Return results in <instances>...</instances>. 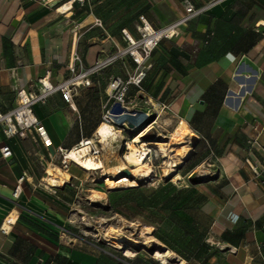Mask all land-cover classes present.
Segmentation results:
<instances>
[{"label":"crops","instance_id":"1","mask_svg":"<svg viewBox=\"0 0 264 264\" xmlns=\"http://www.w3.org/2000/svg\"><path fill=\"white\" fill-rule=\"evenodd\" d=\"M188 1L199 7L211 0ZM183 12V0H0V111L18 105V90H38L39 79L62 81L77 64L75 56L83 66L92 64L110 42L122 43L123 29L136 38L140 17L160 28ZM157 52L165 59L157 97L165 94L164 102L197 137L218 150L222 172L203 211L221 229L229 226L230 212L244 215L220 206L218 196L240 198L251 223L245 243L258 244L253 225L264 222V0H221L179 36L162 39ZM75 98L69 107L56 93L34 107L51 141L48 149L33 130L6 137L0 127V147L12 151L7 160L0 155V264L106 263L103 250L80 237L71 222L76 170L67 171L70 182L63 186L44 183L36 171L47 150H69L88 139L82 133L91 121Z\"/></svg>","mask_w":264,"mask_h":264},{"label":"rangeland","instance_id":"2","mask_svg":"<svg viewBox=\"0 0 264 264\" xmlns=\"http://www.w3.org/2000/svg\"><path fill=\"white\" fill-rule=\"evenodd\" d=\"M135 39H140L137 28ZM119 45L126 47L123 41L110 42L104 56L122 50ZM157 47L143 63L146 76L141 89L130 87L123 105L126 109L115 102L116 95L108 90V84L113 76L124 75L128 79L135 73L136 66L130 64L127 56L92 75L91 86L85 92L78 90L75 99L84 105L85 118L91 121L82 134L94 141L90 145L92 153L101 159L105 169L85 171L72 162L70 170L77 171L72 170L77 176L73 179L77 196L70 220L80 237L93 240L103 250L105 264H163L155 254L167 251L170 254L164 264H264V222L252 224L258 244H246L240 230L241 227L248 230L251 223L240 198L231 193L218 196L220 206L224 204L230 210L236 207L244 215L230 212L229 226L222 224L221 229L213 225L211 214L203 211L208 190L213 189L210 185H218L216 178L222 170L218 150L197 137L189 123V132L179 142L172 137L182 118L171 103L164 102L165 96L157 97L162 89L158 76L165 62ZM178 93L179 89H174V95ZM164 103L168 109L163 107ZM124 114L135 117L125 118ZM106 116L107 123L117 132L115 143H99L93 138L99 124L106 122ZM142 132L140 141L151 151L144 162L152 168L151 173L134 174L131 168L117 172L128 142ZM163 146L167 157L160 152ZM40 161L36 171L44 179L49 169L63 170L58 153L52 163L46 154ZM121 176L133 187L129 183L115 185L106 181L117 182ZM44 183L48 181L45 179ZM244 222L246 228L240 227ZM147 229L151 234H145ZM218 232L219 236L215 235ZM112 235L120 236L123 241H111Z\"/></svg>","mask_w":264,"mask_h":264},{"label":"built area","instance_id":"3","mask_svg":"<svg viewBox=\"0 0 264 264\" xmlns=\"http://www.w3.org/2000/svg\"><path fill=\"white\" fill-rule=\"evenodd\" d=\"M221 0H211L207 4H204L199 7H195L188 0H183L184 12L181 13L175 21L165 25L160 28L152 27L148 22L144 20L143 17H140V25L137 26V32L140 35V39H135L131 36L125 29L121 31L122 41L125 43L126 47L122 50H117L114 53H109L107 56L105 51L102 52V56L97 57V59L88 66H83L81 59L77 56L74 58V62L77 64L69 66V74L66 78L60 81L57 84H50L47 77L39 79L40 88L36 91L26 92L23 89L18 90V105L6 112L2 113L0 111V127H2L3 132L6 137H11L14 135H24L25 131L33 130L38 133L42 144L48 149L51 141L46 135L44 129L40 126V121L34 113V107L38 104H44L53 94L59 93L62 100L69 106L73 107L74 98L77 95L78 89L81 87H90L91 86V77L97 72L103 70L105 67L111 65L120 58L125 56L129 57L132 63L136 66L135 73L126 79V76H113L109 81L108 90L113 92L115 96V102L124 108L126 100H128V94L130 87L134 86L137 89H141V83L144 77L146 76V71L144 70L143 63L145 58L149 55L151 50L158 45L160 40L163 38L171 39L180 35V30L184 25L188 24L193 19L207 13L215 4ZM147 24L151 28V33L147 29ZM150 34V35H149ZM147 39H149L147 41ZM148 42L151 44V47L148 46ZM138 53L141 56V60L135 55ZM163 107L168 109L166 104H163ZM107 118L105 121H109ZM90 139H81L73 148H78L84 142L86 145L89 143ZM63 149H58L57 153L61 156V167L67 172L72 165V161L68 160ZM47 150V156L50 159V163L54 160V157L57 154ZM0 155L4 160L9 159L12 156L11 149L4 145L0 147ZM252 168V173L255 178H261V172L255 167ZM74 178V177H72ZM76 179V178H74ZM23 178H20L19 182ZM19 187L16 188L14 192V198L18 197Z\"/></svg>","mask_w":264,"mask_h":264},{"label":"bare ground","instance_id":"4","mask_svg":"<svg viewBox=\"0 0 264 264\" xmlns=\"http://www.w3.org/2000/svg\"><path fill=\"white\" fill-rule=\"evenodd\" d=\"M147 29H148L149 33H151V28L149 27V25H147ZM148 40L149 39H147V41ZM148 46L151 47V44L149 42H148ZM135 55L138 57L139 60L142 59L138 53H136ZM127 111H128V109H127ZM124 116H125V118L126 117L134 118L135 117V116H131L128 114H124ZM145 127L146 126H144V128ZM150 128H152V126H150L147 130H149ZM141 131L142 130L140 129V131H138L137 133H140ZM187 132H189L188 125L186 124V122L183 119H181L179 121V125L174 130L172 137H174V139L177 142L179 139L184 137L185 134L187 135ZM143 134H144V132L139 134V136H134L132 138L133 140L131 139L132 141L128 142L127 151H126L125 155L123 156V158L121 157L120 164L116 167L117 172L120 173L121 171H123L125 169L131 168L132 173H134V174L136 172H140L143 176H147L151 173L152 168H150L148 165H146L144 163L151 151L145 143L140 141V138L142 137ZM93 138L97 139V142H99V143H105V142L107 143L108 141H114V143H115V140L117 139V132L115 131L113 126H111L107 122H102L96 128ZM92 141L93 140L90 139L89 143H87V144H91ZM91 149L92 148L90 145H86V143L83 142L80 145V147L71 148V149L65 151V155H66V158L68 160L72 161L73 163H75L77 166H79L80 168H82L85 171L104 170L105 169L104 163L101 161V159L98 158V156H94ZM160 152L162 153V155L164 157H167V150L165 149L164 146L160 147ZM185 154L187 155L188 153L185 152ZM46 175L47 176L45 179H46V181H48L49 185H55V186L62 185L63 186V184L67 183L69 180V174L67 172L59 169V168H56V167L46 171ZM124 177L125 176H121V177L117 178V180H118L117 182H112L111 180H106V181L110 184H115V185L125 184V183L128 184L129 180L126 177L125 178ZM129 184H132V183H129ZM133 185L134 184H132V187H133ZM146 231L147 232L145 234H147V235L151 234V233H149L150 232L149 229H147ZM110 240L111 241L114 240L116 242H122L123 241L120 236H116V235L110 236ZM169 254H170V251H167L166 253L165 252L164 253L157 252L155 254V257L160 258L162 263L164 264L166 262L167 257L169 256Z\"/></svg>","mask_w":264,"mask_h":264},{"label":"trees","instance_id":"5","mask_svg":"<svg viewBox=\"0 0 264 264\" xmlns=\"http://www.w3.org/2000/svg\"><path fill=\"white\" fill-rule=\"evenodd\" d=\"M162 87H163V86H162ZM164 96H165V94H164ZM261 221H262L261 219L258 220V221H256V222H255V225L261 223ZM243 227L246 228V223H244ZM240 231H242L243 237L245 238V232H246V229H241Z\"/></svg>","mask_w":264,"mask_h":264}]
</instances>
